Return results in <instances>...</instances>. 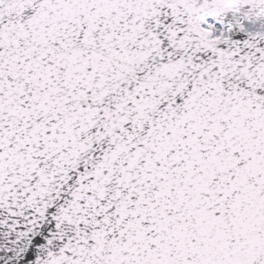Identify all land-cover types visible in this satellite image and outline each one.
I'll return each mask as SVG.
<instances>
[{
	"label": "snow or ice",
	"instance_id": "1",
	"mask_svg": "<svg viewBox=\"0 0 264 264\" xmlns=\"http://www.w3.org/2000/svg\"><path fill=\"white\" fill-rule=\"evenodd\" d=\"M0 264H264V0H0Z\"/></svg>",
	"mask_w": 264,
	"mask_h": 264
}]
</instances>
